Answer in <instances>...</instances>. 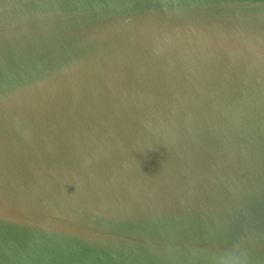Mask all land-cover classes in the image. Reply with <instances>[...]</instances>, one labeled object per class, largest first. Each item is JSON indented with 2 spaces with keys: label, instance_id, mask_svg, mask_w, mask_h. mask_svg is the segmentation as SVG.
Here are the masks:
<instances>
[{
  "label": "water",
  "instance_id": "obj_1",
  "mask_svg": "<svg viewBox=\"0 0 264 264\" xmlns=\"http://www.w3.org/2000/svg\"><path fill=\"white\" fill-rule=\"evenodd\" d=\"M0 264H264V0H0Z\"/></svg>",
  "mask_w": 264,
  "mask_h": 264
}]
</instances>
